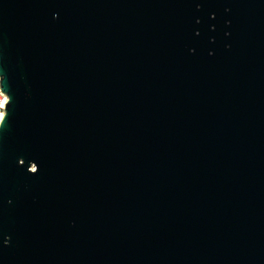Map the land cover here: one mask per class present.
<instances>
[{"label": "water", "instance_id": "water-1", "mask_svg": "<svg viewBox=\"0 0 264 264\" xmlns=\"http://www.w3.org/2000/svg\"><path fill=\"white\" fill-rule=\"evenodd\" d=\"M0 264H264V0H0Z\"/></svg>", "mask_w": 264, "mask_h": 264}, {"label": "built area", "instance_id": "built-area-1", "mask_svg": "<svg viewBox=\"0 0 264 264\" xmlns=\"http://www.w3.org/2000/svg\"><path fill=\"white\" fill-rule=\"evenodd\" d=\"M6 99H8V97L5 94H2L0 91V119L3 116V114L5 113L3 106H4Z\"/></svg>", "mask_w": 264, "mask_h": 264}]
</instances>
